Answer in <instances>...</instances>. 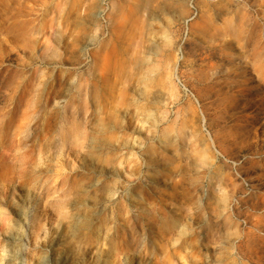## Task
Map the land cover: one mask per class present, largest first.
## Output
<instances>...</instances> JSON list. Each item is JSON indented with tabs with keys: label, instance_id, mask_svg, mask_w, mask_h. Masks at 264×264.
<instances>
[{
	"label": "rangeland",
	"instance_id": "1",
	"mask_svg": "<svg viewBox=\"0 0 264 264\" xmlns=\"http://www.w3.org/2000/svg\"><path fill=\"white\" fill-rule=\"evenodd\" d=\"M0 264H264V0H0Z\"/></svg>",
	"mask_w": 264,
	"mask_h": 264
}]
</instances>
